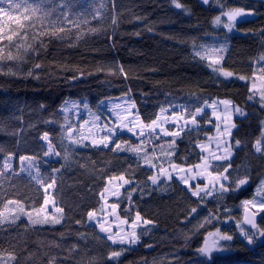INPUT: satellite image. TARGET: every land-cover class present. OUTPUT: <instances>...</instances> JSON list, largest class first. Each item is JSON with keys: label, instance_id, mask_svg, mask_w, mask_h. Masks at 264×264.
Returning <instances> with one entry per match:
<instances>
[{"label": "trees", "instance_id": "1", "mask_svg": "<svg viewBox=\"0 0 264 264\" xmlns=\"http://www.w3.org/2000/svg\"><path fill=\"white\" fill-rule=\"evenodd\" d=\"M30 3L35 7L37 0ZM25 7L21 4L13 15L23 20L29 14ZM47 7L52 11L43 30L40 25L20 29L13 36V43L19 37V48L11 50L17 58L0 61V172L4 173L0 210L15 200L38 212L50 194L63 208L64 220L56 227H36L27 221L4 224L0 263L209 264L198 249L209 233L220 231L231 239L222 241L211 264H264V237L250 246L239 238L237 228L242 226V203L254 198L264 178V154L254 148L264 131V108L249 99V82L222 80L197 55L209 47L221 56L219 68L246 79L264 75V0H209L208 4L203 0H51ZM236 9L251 17L239 18L232 32L215 28L217 17ZM61 13L67 20L58 21ZM0 22L6 28L16 27L6 19ZM50 22L64 31L53 34ZM0 47L7 55L9 41L0 42ZM113 60L126 75L100 69ZM125 96L133 99L145 125L161 109L178 105L192 119L196 108L215 99H229L243 111L245 117L234 119L232 160L212 167L214 174L228 177V191L201 199L176 179L154 186L148 179L154 171L139 158L112 150L114 145L86 149L68 145L61 112L66 101L87 100L100 114L103 101ZM196 120L198 129L184 131L176 141L171 159L180 167L200 164L197 144L214 133L208 126L209 112ZM44 133L60 152L50 161L44 155ZM152 139L158 145L157 135ZM116 142L136 143L126 135L116 137ZM9 156L33 158L43 182L20 173L19 166L15 172L7 171L3 165ZM121 175L131 183L111 203L118 204V214L128 223L136 220L137 212L149 222L139 230L140 242L134 249L113 245L89 223L88 213L102 210L100 193L108 178ZM53 178L54 187L45 193L44 186ZM241 179L247 183L237 188ZM259 228L264 229V217ZM113 251L121 255L111 258Z\"/></svg>", "mask_w": 264, "mask_h": 264}, {"label": "rangeland", "instance_id": "2", "mask_svg": "<svg viewBox=\"0 0 264 264\" xmlns=\"http://www.w3.org/2000/svg\"><path fill=\"white\" fill-rule=\"evenodd\" d=\"M209 0L207 3L208 4ZM241 17H251V14H244L241 16H237L235 20L229 22L227 19V15H223L219 20V23L215 21L214 25L216 29H224L228 32H232L234 30V26L236 22L238 21L239 18ZM229 23H231V28L228 27ZM199 53V57L202 59L206 60L207 62L210 63V68L212 71L222 80L225 81H238L241 83H247L249 82L251 84V91L253 98L252 100L255 102H259L261 106L264 108V104L261 103V97L260 93L264 92V75L258 74L254 76L252 79H240L239 77L235 74H233L231 77H225L222 75L223 72H228L225 71L221 68H219L221 56L218 55V53L214 50H212L209 47H203L200 50L197 51ZM118 66H121L120 63L117 60H113L110 62L103 63L100 66L101 70H104L108 73H115V74H121ZM255 84V88H252V85ZM223 101H229L230 103L228 105L223 104ZM130 105H134L133 107H130ZM238 108L234 105V103L229 100V99H215L209 103H206L204 107L202 108V111L200 113H195V122H193L192 119H189L186 116L185 108L182 105H178L174 108L167 109L164 113H160L159 117L162 120H166V122L161 125V127L169 132H175L179 131L178 136H168L164 135L163 132L160 131V129H157V132L159 135L157 136V141L158 145H154V141L151 138H147V134L151 129L149 127H146L147 125L143 124L141 122V119L137 113V109L135 106V103L133 99L130 96H125L121 97L118 99H111L107 101H103L100 104V114L94 112L87 100H82V101H72L68 100L66 101L65 105L62 107L61 112L62 114L66 117V125H65V134H66V129L76 127L77 128V133L73 136L71 139H66L68 142V145L72 148L75 149H86L88 147H98V148H109L112 147L115 141V138L118 136L126 135L130 138H132L136 143L133 145L132 143H122L121 148L122 149H127V150H117L122 153H128L130 155H133L137 158H139L141 161H144L143 159V151H132L131 148H136V149H143L147 147L149 156L155 151L156 156L153 158V162L158 158L160 160H163L164 157L161 155L160 149L163 147L165 149V152H167L169 149H174V153L176 151V141L180 138L181 134L184 131H187L189 129H198L199 124L197 123V118L202 116L205 112H209L210 114V119L211 122L209 123V127L214 129L213 135L207 137V139L197 145V148L203 156L211 155V156H223L224 151H225V144L228 145L227 151L230 153L229 157L227 159H211L209 161L210 166L204 170V165L200 163V168L197 169L196 166L191 167V168H185V167H180L185 169L184 172H173V179H177L183 184L185 187L188 188V190L192 193L193 191L196 190V186L199 185L200 189H205V186H208V189L212 188V185L209 184V173H211L212 176H220L221 174H214L212 172V167L215 164H221L224 162L231 161L233 156H234V150L231 144V137L233 132L236 129V126L234 124V119L236 118H242L245 117V113L243 111L237 112L235 109ZM122 109H127V111H121ZM183 109V111H181ZM227 109V111L225 110ZM120 112L121 116L124 118L123 122L127 123L129 120H133L134 126H133V131L129 132L127 128L117 129L115 136L113 138L112 143L108 145V147H105L103 144H96L94 141H98L103 138L106 129L104 128L105 125L108 126H114L117 123L116 119V113ZM241 112L243 114H241ZM135 118V119H134ZM143 131L145 133L144 136H139L136 135L135 133ZM230 132V135L228 134ZM264 133V131H263ZM155 133H153L154 135ZM156 135V134H155ZM162 140L163 142H160ZM175 140V143L172 144L171 142ZM45 144L47 145L48 141H45ZM143 142V143H141ZM165 142V143H164ZM219 143L220 148L217 149L216 144ZM264 143V141H262ZM200 145H204L207 151H202ZM237 147V146H236ZM152 149V150H151ZM258 153H263L264 154V149H262L261 152ZM173 155L171 156V158ZM46 160H52L53 155L46 156ZM57 159V158H56ZM25 166L27 167L28 162H24ZM11 169H6L9 172H15L17 166L20 167L21 169V163L20 159H16L15 157H11ZM33 165L30 167L29 170L27 171H20L22 174L29 175V171L31 172V177L35 176L37 174V171L39 173V178H40V171L37 166L36 161L33 159ZM145 165L152 169L154 173L160 177L159 182L157 184H152L154 186H157L161 181L166 180L161 176L160 173L157 172L156 168H152L149 166L148 163H145ZM164 168H169V165L167 162H164L163 164ZM190 169V171H189ZM226 176L225 174H223ZM178 176H183L184 179L188 181L187 184H185L182 180L178 179ZM223 182V181H221ZM264 182V178L261 181V183ZM152 183V182H151ZM225 186L227 184V181L224 182ZM260 183V185H261ZM128 184H124L122 181L119 179H113L111 183H107V188L108 191L104 194V197L102 199L103 207L102 210L99 213H95V216L92 218H89V223L91 225H94L98 228L100 233L107 238L109 234H112L114 238L119 241L121 238L124 239V243H113L112 240H109L113 245H121V246H126L129 248H136L139 244V237L138 233L141 228H146L149 226V223H145L144 220H135L133 223L135 224V227L133 228L132 225L133 223H124V219L120 217L118 214V208L112 210L111 205L113 200H117L120 198L122 191L125 187H127ZM245 185V184H244ZM258 186V188L260 187ZM218 187V183H217ZM52 189V188H51ZM51 189H48L50 191ZM116 193V195H113V193ZM225 192H217V191H211V194L205 195L203 191H201L200 196H194L196 198H206V199H212L215 195L221 194V193H226ZM52 198V201L56 207H58V204L54 200L52 195H47ZM23 206V205H22ZM24 208V206H23ZM242 208H249L252 209L255 212H262L258 208H253L251 205H245L244 202L242 203ZM5 212L6 217H11L13 215H18L19 219L15 221V223L20 222V221H27L29 224L32 226L36 227H42V226H50V227H56L60 226L63 223L64 217L62 213H57L54 211V208L52 204H50L44 212L37 214L38 212H31L28 211L24 208V212L20 213L18 206L11 205L9 204L7 209L4 208L3 210ZM31 212L32 213V219H42L45 214L52 216L55 215L56 218L60 219V223H44V224H32L31 221L28 219L27 213ZM61 214V215H59ZM118 217V219H117ZM6 224V223H5ZM101 224L104 225L105 228L109 229V232H103L101 231ZM243 223L242 226H238V236L241 240L246 242L248 245L252 246L254 241L258 239V242H261L262 238L259 235L253 236V241L251 244L247 242V239L244 236V232H248L243 229ZM135 232V242H130L132 240L131 233ZM249 235L250 232H248ZM212 235H207L206 240L209 243L213 241V239L216 238V236H227L220 231L212 232ZM225 239H218L216 241L217 243V248L212 252V255L216 254L218 251H220V245L222 241ZM211 255V256H212ZM11 262L9 261V264ZM2 264V263H0ZM6 264V263H5Z\"/></svg>", "mask_w": 264, "mask_h": 264}, {"label": "snow or ice", "instance_id": "3", "mask_svg": "<svg viewBox=\"0 0 264 264\" xmlns=\"http://www.w3.org/2000/svg\"><path fill=\"white\" fill-rule=\"evenodd\" d=\"M208 0H203V3H207ZM51 3V0H37V4L35 7H33L30 3V0H19V2H17V0H0V4H6L8 5L7 8L5 7H0V20H5L6 22H12L16 25L15 28H6L5 27V23L0 22V42L7 40L9 41V52L7 55H4V48L0 47V61L3 60H14L17 57H14L11 54V50L13 48H19V37L17 39L16 43H13V36L14 35H18L20 29H34L37 25L41 26V29L43 30V25L45 20H47L50 15H51V11L52 9L48 8L47 6ZM21 4H27L28 7L24 8V11L26 13H29L28 15H25L23 17V20H21L20 16H14L13 12L14 11H18L21 8ZM176 7H181L180 4H176ZM243 10L242 9H236L234 11H230L228 13H226L227 15V19L229 20V22L235 20V18L237 16L243 15ZM60 19L63 20H67V17L64 13L60 14V17L58 18V21ZM220 18L217 17L216 18V22L219 23ZM52 23L53 26V34H56L57 32H63L64 28L63 27H56V23L54 22H50ZM113 23H115V20H113ZM229 28H231V23H229L228 25ZM199 55V53H197ZM262 60H264V57L261 58ZM0 67H2V65H0ZM36 67H40L39 64L36 65ZM120 72L124 75H126V73H124L123 67L122 66H118ZM222 75H224L225 77H231L233 75V73L231 72H223ZM240 79H245L244 77H239ZM256 86L255 84L252 85V88L254 89ZM254 95V94H253ZM253 95L249 96V99L253 98ZM260 97H261V103L264 104V92L260 93ZM225 105H228L230 102L229 101H223L222 102ZM134 105H130V107H133ZM227 111V109H225ZM121 111H127V109H122ZM166 110L165 109H161V112L164 113ZM181 111H183V109H181ZM202 111L201 108H196L195 109V113H200ZM235 111L240 112L241 110L239 108H236ZM241 114H243L241 112ZM116 119H117V123L114 126H108L105 125L104 128L106 129L105 134L103 136L102 139L98 140V141H94V143L96 144H103L105 147H108V145L110 143H112L113 138L115 136V133L117 131V129H123V128H127V130L129 132L133 131V120H129L127 123L123 122V117L121 116L120 112L116 113ZM135 119V118H134ZM192 120L193 122H195V115L192 116ZM166 122V120H162L160 119V117H157L156 119H153L151 121L150 125H147L146 127H149L151 129V131H149V133L147 134V138H151L153 133H155L157 136L159 135V133L157 132V129H160L161 132H163L164 135H168V136H178L179 135V131H175V132H169L165 129H163L161 127V125H163ZM133 125V126H130ZM66 131L69 132V139H71V130L70 129H66ZM136 135L139 136H144L145 133L143 131H139L137 133H135ZM230 135V132L228 133ZM77 135H79V133H77ZM43 140L48 141L47 145H46V151L44 152L45 156H49V155H55V156H59L60 152L57 151L55 149V147L53 146V144L51 143V141H49L48 139V134L44 133ZM262 141H264V133H262L261 135V139H258L255 144H254V148L257 152H261L262 149H264V143H262ZM143 143V142H141ZM172 144L175 143V140H173L171 142ZM240 141H236V144L239 145ZM202 151H207V149L205 148L204 145H200ZM217 149L220 148L219 143L216 144ZM227 147L228 145L225 144V151L223 156H211V155H207V156H203L201 159V163L204 165V170H206L210 164L209 161L211 159H227L230 155V153L227 151ZM112 150H127V149H122L121 148V142H116L113 146ZM132 151H143V159L145 161V163H148L150 167L152 168H156L157 172L161 174V176L163 178H165L166 180H171L173 179V172H184L185 169L180 168L179 165H176L172 159L171 156L174 155V149H169L167 152H165V149L163 147H161L160 152L161 155L164 157L163 160L160 159H156L155 162H153V158L156 156L155 151H153V153L151 154V156H149L147 147L143 148V149H136V148H131ZM0 151H2V149H0ZM20 163H21V171H27L30 169V167L34 166L33 165V158L31 157H27V156H21L20 158ZM65 159H67V155H65ZM27 161L28 165L27 167L25 166L24 162ZM164 162H167V164L169 165V168H164L163 164ZM4 168L6 169H11L12 165H11V156L8 157V159L5 160ZM196 168L199 169L200 168V164L196 165ZM53 171H59L58 169H54ZM190 171V169H189ZM225 172L227 171V169L224 170ZM4 175V173L0 172V178H2V176ZM29 175H31V172L29 171ZM209 175V184L212 185L211 189H208V186H205V189H200L199 185L196 186V190L193 191L191 194L193 196H200L201 191H203L205 193V195L211 194V191H217V192H225L228 191V189L225 187V183L228 180L227 176H224L223 174H221L220 176H212L211 173L208 174ZM33 179H36L38 183H42L43 181L39 178V173L37 171V174L35 176H33ZM113 179H119L120 181H122L124 184H129L131 183L130 180H126L124 178L123 175L117 177H109L108 178V183L110 184L111 181ZM149 180H151L152 184H157L159 182L160 177H158L156 174L150 176L148 178ZM178 179L182 180L185 184L188 183V181L186 179H184L183 176H178ZM223 181V182H221ZM217 183H218V187H217ZM247 183L246 179H241L239 180L238 184L236 185L237 188H239L240 185H243ZM55 185V179L53 178L49 183H47L44 186V191L45 193H47L48 189L53 188ZM108 191V188L105 187L104 191L100 193L101 198L104 197V194ZM113 195H116V193L114 192ZM203 197H201L202 199ZM15 205L18 206L20 213L24 212V208L23 206L20 204L19 201H15V200H9L7 201V203L4 204V208L7 209L8 205ZM52 204L54 211L57 213H63V208L62 207H56L52 201V198L45 195L44 200H43V205L41 206V208L38 211V215L41 212H44L45 209ZM244 204L247 205H251L253 208H258L260 211H264V182L261 183L260 187L256 189V193L255 196L252 200H247L244 201ZM118 207V204H112L111 205V209L114 210ZM192 213L196 212V208H192L191 209ZM28 219L31 221L32 224H44V223H60V219L56 218L55 215L49 216L47 214H45L43 216L42 219H32V213L28 212L27 213ZM95 216V212H89L88 213V217L92 218ZM19 219L18 215H13L11 217H6L5 216V212L3 210H0V228H2V226L5 223H8L9 227L15 223L16 220ZM118 219V217H117ZM140 214L139 212L136 213V220H140ZM125 224L127 223V220L123 221ZM246 222L248 224L251 225V227L253 229H256V232H253L252 235H249L248 232H244V236L247 239V242L249 244L252 243L253 241V236L255 235H259L261 237H264V229H261L258 227V225L256 224L255 221V217L251 216V217H247L246 218ZM145 223H149L148 221H145ZM101 231L103 232H109L108 228H105L103 224H101ZM132 227H135V224L133 223ZM209 235H212L211 233H209ZM132 236V240L130 242H135V232L131 233ZM108 240H112L113 243H124V239L121 238L119 241H117L114 236L112 234H109L107 236ZM218 239H225V240H230L231 237L230 236H216L215 239H213V241L211 243H209L208 241H205L204 246L199 248L198 251L200 254H202L204 257L209 259V264H211L210 258L212 255V252L214 250H216L217 248V243L216 241ZM121 255L120 251H113L110 254L111 258H118Z\"/></svg>", "mask_w": 264, "mask_h": 264}, {"label": "water", "instance_id": "4", "mask_svg": "<svg viewBox=\"0 0 264 264\" xmlns=\"http://www.w3.org/2000/svg\"><path fill=\"white\" fill-rule=\"evenodd\" d=\"M75 132H76L75 129H74V130H71V137L73 136V134H74ZM68 137H69V132H68ZM251 216H254V217H255L256 224H257L258 227H259V224H260L261 220H262L263 217H264V212H259V213H257V212H254V211L251 210V209H245V210H244V214H243V223H244V226H245L249 231L253 232V231H256V229H253V228L251 227V225L248 224V223L246 222V218H247V217H251Z\"/></svg>", "mask_w": 264, "mask_h": 264}]
</instances>
